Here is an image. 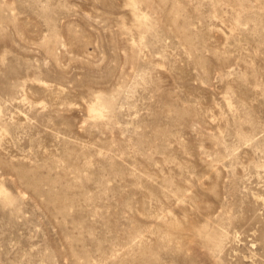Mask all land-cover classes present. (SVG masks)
I'll use <instances>...</instances> for the list:
<instances>
[{
    "label": "rangeland",
    "instance_id": "obj_1",
    "mask_svg": "<svg viewBox=\"0 0 264 264\" xmlns=\"http://www.w3.org/2000/svg\"><path fill=\"white\" fill-rule=\"evenodd\" d=\"M0 264H264V0H0Z\"/></svg>",
    "mask_w": 264,
    "mask_h": 264
}]
</instances>
